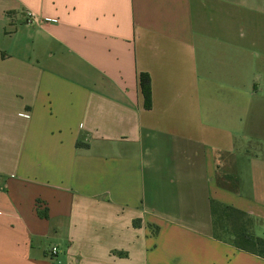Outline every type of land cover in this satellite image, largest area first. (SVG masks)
<instances>
[{"label": "crops", "instance_id": "obj_1", "mask_svg": "<svg viewBox=\"0 0 264 264\" xmlns=\"http://www.w3.org/2000/svg\"><path fill=\"white\" fill-rule=\"evenodd\" d=\"M212 203L264 238V0H0V264H264Z\"/></svg>", "mask_w": 264, "mask_h": 264}, {"label": "trees", "instance_id": "obj_2", "mask_svg": "<svg viewBox=\"0 0 264 264\" xmlns=\"http://www.w3.org/2000/svg\"><path fill=\"white\" fill-rule=\"evenodd\" d=\"M138 87L142 97L143 108H151L150 78L147 74L138 75ZM220 186L221 184L218 183ZM214 231L216 232V218L223 224L222 233L231 245L238 251L264 258V238H258L253 233L254 221L245 213L229 206L211 204ZM134 226L135 223H134ZM214 232V233H215ZM216 236V234H215ZM219 233V237H220ZM225 236H228L225 237Z\"/></svg>", "mask_w": 264, "mask_h": 264}, {"label": "rangeland", "instance_id": "obj_3", "mask_svg": "<svg viewBox=\"0 0 264 264\" xmlns=\"http://www.w3.org/2000/svg\"><path fill=\"white\" fill-rule=\"evenodd\" d=\"M224 181H226V180H224ZM221 182L224 183V184L227 183V182H223V181H221ZM233 186H234V182L231 181L230 184L228 185V187H233ZM222 226H223V224L220 222V220L218 221V219L216 218V232H215L216 237H219V233H220V235H221L220 237L224 238L223 233L221 231L222 230ZM225 237L228 238V236H225Z\"/></svg>", "mask_w": 264, "mask_h": 264}, {"label": "built area", "instance_id": "obj_4", "mask_svg": "<svg viewBox=\"0 0 264 264\" xmlns=\"http://www.w3.org/2000/svg\"><path fill=\"white\" fill-rule=\"evenodd\" d=\"M55 254H56V249L53 248V249H52V255H55Z\"/></svg>", "mask_w": 264, "mask_h": 264}]
</instances>
